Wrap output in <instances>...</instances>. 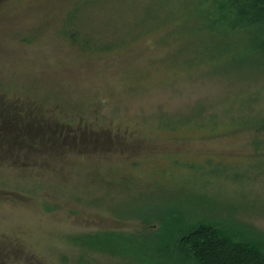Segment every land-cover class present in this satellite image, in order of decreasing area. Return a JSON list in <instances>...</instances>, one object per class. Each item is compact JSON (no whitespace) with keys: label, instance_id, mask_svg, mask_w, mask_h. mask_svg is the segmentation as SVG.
<instances>
[{"label":"rangeland","instance_id":"374dc122","mask_svg":"<svg viewBox=\"0 0 264 264\" xmlns=\"http://www.w3.org/2000/svg\"><path fill=\"white\" fill-rule=\"evenodd\" d=\"M200 2L0 0L1 97L99 139L1 150L0 264H189L198 222L264 248V52Z\"/></svg>","mask_w":264,"mask_h":264},{"label":"trees","instance_id":"16d2710c","mask_svg":"<svg viewBox=\"0 0 264 264\" xmlns=\"http://www.w3.org/2000/svg\"><path fill=\"white\" fill-rule=\"evenodd\" d=\"M204 2L213 7L201 19L206 28L226 37L250 34L256 39L255 50L264 52V0H201L200 3ZM85 237L88 246L113 252L109 246L114 243L112 233ZM174 242L177 253L189 264H264L262 246L233 240L207 223L198 222L180 231Z\"/></svg>","mask_w":264,"mask_h":264},{"label":"flooded vegetation","instance_id":"af4514ba","mask_svg":"<svg viewBox=\"0 0 264 264\" xmlns=\"http://www.w3.org/2000/svg\"><path fill=\"white\" fill-rule=\"evenodd\" d=\"M39 107H35L31 102L6 100L0 94V152L15 148L16 153H19L24 149L32 151L37 147L41 154L46 152L51 156H54L55 153L63 155L66 164V161L74 158L76 152L85 151V145L98 143V136L95 137L97 143L94 141L88 143L85 132L78 133L76 128H66V133H64L57 122H53L52 128L49 122L43 121L40 117L44 115V112L40 111ZM39 114L41 115L39 116ZM78 123L80 124L81 121ZM68 125L71 126L69 123ZM68 132L72 134L69 135ZM90 151L98 152L100 150L94 146Z\"/></svg>","mask_w":264,"mask_h":264}]
</instances>
